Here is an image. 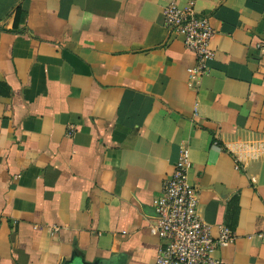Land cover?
<instances>
[{"label": "crops", "instance_id": "1", "mask_svg": "<svg viewBox=\"0 0 264 264\" xmlns=\"http://www.w3.org/2000/svg\"><path fill=\"white\" fill-rule=\"evenodd\" d=\"M170 2L0 0V264H156L183 146L201 219L236 236L214 258L264 264V0L197 1L195 87Z\"/></svg>", "mask_w": 264, "mask_h": 264}, {"label": "built area", "instance_id": "2", "mask_svg": "<svg viewBox=\"0 0 264 264\" xmlns=\"http://www.w3.org/2000/svg\"><path fill=\"white\" fill-rule=\"evenodd\" d=\"M197 1L188 0L185 7L170 2L162 14L164 26L181 35L195 56V65L187 69L189 86L193 87L207 74L208 62L215 57L211 48L215 31L209 18L196 11ZM256 47L264 56V42ZM190 166L189 148L183 146L173 173L165 178L161 195L153 201V226L160 240L156 264H220L214 252L236 240L234 232L223 226L214 236L211 226L201 219L198 192L188 180Z\"/></svg>", "mask_w": 264, "mask_h": 264}]
</instances>
